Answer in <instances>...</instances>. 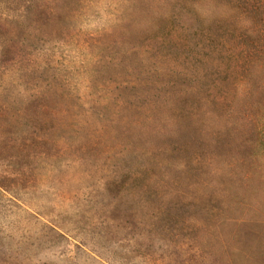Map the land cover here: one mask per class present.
Returning <instances> with one entry per match:
<instances>
[{
  "label": "rangeland",
  "instance_id": "rangeland-1",
  "mask_svg": "<svg viewBox=\"0 0 264 264\" xmlns=\"http://www.w3.org/2000/svg\"><path fill=\"white\" fill-rule=\"evenodd\" d=\"M228 1L0 0V264H264V0Z\"/></svg>",
  "mask_w": 264,
  "mask_h": 264
},
{
  "label": "trees",
  "instance_id": "trees-1",
  "mask_svg": "<svg viewBox=\"0 0 264 264\" xmlns=\"http://www.w3.org/2000/svg\"><path fill=\"white\" fill-rule=\"evenodd\" d=\"M203 3L205 6L198 5L196 6V8H198V10H200L201 13H204L206 17H208L210 20L213 19L212 21L228 22L232 18L231 14H233V12L237 10V7L235 6V3L233 1L203 0ZM255 11H258V8H255ZM240 19H241V14H240L239 21ZM242 20L244 22L246 18H243ZM255 32L256 31H253L251 34H254ZM255 44L251 46V49L253 51H256L257 52L256 54L260 55L259 57L262 56V58H264V39H260L258 43L260 47H258V45L257 44L255 45ZM253 51L250 52V54L247 57V62H249V64H251L252 66L249 67V69L248 68L246 69L247 76L246 77L244 76L243 77L244 79L246 78L248 79V77L250 78V76L253 77L256 74V71L262 69L263 68L262 65L264 66L263 62L258 63L254 60V58H252L255 56L253 54ZM249 90H250V83L244 80L241 83V85H238V87L234 91L235 96L233 97L230 104L234 107H237L238 106L237 103H238V100L240 99V96L248 94ZM257 125L260 128V130L264 132V109L261 110V117L259 121H257Z\"/></svg>",
  "mask_w": 264,
  "mask_h": 264
}]
</instances>
